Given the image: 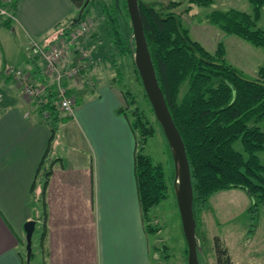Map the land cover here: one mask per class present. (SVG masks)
I'll return each mask as SVG.
<instances>
[{"label":"crops","instance_id":"1","mask_svg":"<svg viewBox=\"0 0 264 264\" xmlns=\"http://www.w3.org/2000/svg\"><path fill=\"white\" fill-rule=\"evenodd\" d=\"M12 8L20 61L0 60V264H26L30 219L40 229V264H153L136 179L137 137L114 84L91 66L84 72L91 83L69 82L78 89L74 111H60L53 134L52 117L4 71L21 68L43 82V62L26 47L49 44L78 7L71 0H18ZM63 127L70 130L62 134Z\"/></svg>","mask_w":264,"mask_h":264},{"label":"trees","instance_id":"2","mask_svg":"<svg viewBox=\"0 0 264 264\" xmlns=\"http://www.w3.org/2000/svg\"><path fill=\"white\" fill-rule=\"evenodd\" d=\"M71 1L79 9L81 17L78 22L83 21L93 0H89L86 6L87 0ZM190 1L208 4L211 0ZM250 1L253 13L231 8L227 11H213L208 19L227 33L237 34L256 46L264 47V29L255 27L264 0ZM173 4L176 2L170 1L167 6ZM13 5H16L15 0ZM112 7L114 17L110 36L115 38L112 45H117L122 52L130 54L135 74L142 83L134 62L133 26L127 0H114ZM140 12L159 84L186 146L194 192L196 235L199 240L200 214L208 207L210 198L216 192L232 188L245 190L250 197L248 211L252 218L258 213L260 206L264 207V164L258 155V152L264 151V130L258 124L264 119V85L243 79V73L226 62L222 44L213 54L199 42L192 40L188 30L181 26L174 14L161 13L154 3L150 7L140 4ZM162 16H167V19ZM3 23L10 24L12 21L5 18ZM69 29L71 28L67 24H63V29L59 30L53 40L68 34ZM31 51L35 50L32 48ZM77 51L79 50H75ZM254 80L264 82V61ZM184 81H188L189 87L179 100V88ZM68 93L75 94L72 89H68ZM46 100L39 109L44 116L47 111L46 118L52 117L54 134L60 120L55 89L47 94ZM120 111L126 112L123 107ZM155 120L163 132L156 116ZM131 125L136 137L140 136L144 142L155 133V128L144 115L138 114ZM238 140L242 143L241 151L234 147ZM141 145L139 147L137 144L135 155L136 179L142 212L145 221H148L152 208L168 197V184L164 166L143 152ZM167 146L173 161L168 142ZM50 173L47 172L48 175ZM46 185L47 182L44 183V191ZM43 204L45 205V199ZM146 231H152L149 224H146ZM45 235L46 228H43L41 243ZM215 250L217 264H235L219 237L215 238ZM34 255L32 245L31 260ZM200 260L203 263L201 256Z\"/></svg>","mask_w":264,"mask_h":264},{"label":"rangeland","instance_id":"3","mask_svg":"<svg viewBox=\"0 0 264 264\" xmlns=\"http://www.w3.org/2000/svg\"><path fill=\"white\" fill-rule=\"evenodd\" d=\"M113 1L93 0L89 7L90 11L83 21L78 22L81 17L78 9L74 18L68 20L66 24L68 28H71L69 29L71 33L79 26L87 27L82 34L78 35L77 42L80 50L88 51L91 54V58L93 57L92 59L95 61L93 66L100 69L102 80L105 83L111 81L117 88L120 93L121 107L124 108L129 119L134 121L138 114L144 115L155 128L154 135L148 137L145 142L137 135L139 147L141 144L143 145L141 147L143 152L148 153L156 163H161L164 166L168 184V197L152 208L148 221H145L152 229L149 233L150 254L153 264H188L187 241L175 196L174 163L168 150L167 139L156 123L144 86L135 74L132 57L129 53L122 52L119 46L112 45L115 39L110 36L114 17ZM142 1L154 3L155 8L165 15H177V20L180 21L183 28L188 30L190 38L199 42L209 52L216 53L222 44L227 63L235 66L247 78L255 79L257 77L259 66L264 61V47L256 46L237 34L227 33L208 19L209 14L213 11H227L231 8L253 13V4L250 0H211L208 4H198L190 0ZM170 1L176 2V4L167 6ZM13 4L12 0L5 6L13 10ZM161 4L164 6L161 7ZM3 19L5 17L0 15V60L3 55H8L12 59L19 57L17 59L19 60L18 41L15 40L20 38L17 37L13 24H4ZM255 27L264 29V5ZM1 41L5 44V50H3ZM34 41L36 40H33L32 44L35 43ZM26 48H28L26 51L31 52L32 49L29 46ZM22 55V58L25 59L24 52ZM12 65H17V63H12ZM4 71L2 72L4 73ZM29 76L30 83H39L32 79L30 72ZM44 76L47 75L44 74ZM13 79L11 82H15V86L23 90L21 83L15 78ZM43 82L47 83L45 78ZM86 82L91 83L89 79ZM68 87L74 90L75 94L73 95L78 94L76 92L78 89L70 87V84ZM86 87L89 90L90 87ZM188 87V81H184L180 85L179 100L183 98ZM23 92L26 99H31L34 103L37 102L39 107L45 102L48 94V92H44L40 97L34 98L26 91ZM80 101L81 99L77 103ZM258 124L264 130V119ZM69 130L70 127H63L61 133H66ZM234 147L241 151V141L235 142ZM258 155L264 164V151L258 152ZM41 181L40 178L39 182ZM250 204L248 193L241 188L224 189L212 195L208 207L200 214L198 232V241L206 250L209 264H217L216 237H219L223 245L228 248L229 254L236 264H264V207L260 206L258 213L252 218V214L248 211ZM39 235L40 229L35 231L33 236L32 245L35 255L30 260V264L41 263ZM23 246L22 252L27 264L26 239Z\"/></svg>","mask_w":264,"mask_h":264},{"label":"water","instance_id":"4","mask_svg":"<svg viewBox=\"0 0 264 264\" xmlns=\"http://www.w3.org/2000/svg\"><path fill=\"white\" fill-rule=\"evenodd\" d=\"M88 2L89 0L85 3V6ZM140 4H144L147 7L151 6V3L142 0H127L128 11L133 26L134 41L132 50L134 62L140 73L145 92L151 103L154 114L163 129L173 156L175 167V196L182 220L183 232L188 244V264H209L205 249L198 241L196 235L197 222L193 210L194 192L186 146L159 84L145 34ZM174 17L177 20V15H174ZM162 18L167 19V16H162ZM241 77L245 80L255 81L264 85V82L250 79L245 76ZM36 222V219H30L24 224L27 264H30L31 260L33 234ZM200 256L203 263L200 260Z\"/></svg>","mask_w":264,"mask_h":264},{"label":"built area","instance_id":"5","mask_svg":"<svg viewBox=\"0 0 264 264\" xmlns=\"http://www.w3.org/2000/svg\"><path fill=\"white\" fill-rule=\"evenodd\" d=\"M12 0H0V15L13 21L15 19L14 10L8 9L5 4ZM14 1V0H13ZM87 27L79 26L77 30L66 35L59 36L55 41L51 40L49 44L43 45L34 41L33 53L38 54L43 62V71L47 75L44 82L30 83V76L24 69L8 66L6 73L12 75L18 80L26 91L32 97H40L44 92L56 90L57 104L60 111L70 115L74 111L76 103L75 96L68 93V82L76 85H82L86 81L84 72L95 63L88 51L80 50L78 46V35L82 34ZM75 50H79L75 52ZM53 88V89H52ZM45 102L47 100L45 99ZM47 115V111L45 113Z\"/></svg>","mask_w":264,"mask_h":264}]
</instances>
